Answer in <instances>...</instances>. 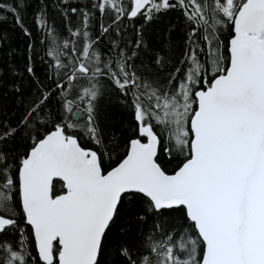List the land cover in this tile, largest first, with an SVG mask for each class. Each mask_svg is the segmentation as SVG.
Instances as JSON below:
<instances>
[{"label": "snow or ice", "instance_id": "6c2138e0", "mask_svg": "<svg viewBox=\"0 0 264 264\" xmlns=\"http://www.w3.org/2000/svg\"><path fill=\"white\" fill-rule=\"evenodd\" d=\"M24 7V0L0 2L21 28ZM92 7L112 21L100 23L95 38L87 10L79 26L69 21L63 39L45 13L36 16L49 72L40 81L30 62L34 96L15 125L0 121V145L17 136L32 141L11 160L0 147V264H264V0H97ZM170 9L183 13L189 31L184 59L162 76V56L155 69L136 64L143 29L129 49L119 25L125 17L147 24ZM113 28L117 38L101 48ZM110 89L123 98L132 129L123 159L105 170L104 153L81 139L104 145L98 115ZM14 91L23 97L20 86ZM162 151L183 157L171 174ZM56 179L63 194L54 193ZM138 196L147 210L136 219L151 214L156 222L140 244L110 252L108 234L120 225L126 238L123 223ZM177 210L181 223L169 227L162 217ZM9 230L15 241L3 238Z\"/></svg>", "mask_w": 264, "mask_h": 264}, {"label": "trees", "instance_id": "16d2710c", "mask_svg": "<svg viewBox=\"0 0 264 264\" xmlns=\"http://www.w3.org/2000/svg\"><path fill=\"white\" fill-rule=\"evenodd\" d=\"M5 4H14L15 0H0ZM97 0H24L26 7L19 9L23 18V28H26L31 36L24 34L23 28L15 22L12 12L6 9L0 10V36L6 37L0 45V121L10 122L12 125L17 123L19 116L23 113V108L34 96L36 92V84L34 78L27 72V67L31 62L36 77L40 81L46 80L48 69V58L46 57V43H42L46 39V34L36 21L38 13L43 12L46 15L49 25H54L58 29L61 39L67 37V29L69 21L73 28L82 24L83 16L81 10H87L92 13L89 30L94 33V37L99 35L100 23L105 25L111 24L109 16L102 17L99 11L92 7ZM174 2V0H171ZM71 8H76L77 13H72ZM67 13V17L65 16ZM121 32L124 34L125 41H131L129 49L134 47L137 37V29H143V39L146 42L138 52L136 59L137 66L141 61L145 65L155 69V58L162 56L164 58V71L162 76L174 71L175 67L180 65V61L184 59L186 51V38L189 28L186 25L183 13L179 9H170L161 12L155 16L150 23H145L143 17L135 19L123 18L119 25ZM115 28H113L101 41L100 47L107 49L109 40L116 39ZM225 45L230 39L229 30L225 29L222 37ZM32 44L33 48L29 49L28 45ZM20 86L23 97L20 93L14 91V88ZM110 95H106L99 106L98 123L102 129L104 137V145L98 146L93 141L82 138V146L96 150L99 148L104 153L105 170L115 165L125 153V137L131 134L132 117L128 109L121 103L123 99L119 92L110 89ZM43 131V129H41ZM120 137L113 140V135ZM31 139H24L17 136L15 139L6 141L0 147L8 154L9 159L18 158L31 146ZM114 144L118 145L114 147ZM167 145V140L165 141ZM161 162L165 168L171 173L183 159L176 151L172 156L166 152L159 153ZM54 193L62 192L60 182L54 181ZM135 209L132 213V219L123 223V229L127 233L126 238L121 240L120 225L114 227L108 234V243L110 252L118 246L119 243H128L129 245L140 244L145 235L156 222V217L147 214L145 221H138L137 216L144 215L147 210V200L143 196L135 198ZM183 216L182 210L166 211L162 219L169 222V227L173 222L179 224V217ZM20 227L24 229L25 236L29 242L33 255L34 243L29 227L21 220ZM4 239L15 241L18 233L9 230Z\"/></svg>", "mask_w": 264, "mask_h": 264}, {"label": "water", "instance_id": "95a60500", "mask_svg": "<svg viewBox=\"0 0 264 264\" xmlns=\"http://www.w3.org/2000/svg\"><path fill=\"white\" fill-rule=\"evenodd\" d=\"M126 154V153H125ZM124 157V156H123ZM123 157L117 162V164L123 159ZM116 164V165H117ZM116 165H114L113 167H115ZM112 168V167H111ZM110 168V169H111ZM110 169H108V170H110ZM171 174V173H170ZM56 180H59V179H56ZM60 181V180H59ZM61 183H62V181H60ZM62 186H63V184H62ZM61 194H63V193H61ZM145 198V197H144ZM26 224V223H25ZM29 226V225H28ZM30 227V226H29ZM30 230H31V227H30ZM31 235H32V230H31ZM32 239H33V243H34V247H35V241H34V237H33V235H32Z\"/></svg>", "mask_w": 264, "mask_h": 264}, {"label": "flooded vegetation", "instance_id": "af4514ba", "mask_svg": "<svg viewBox=\"0 0 264 264\" xmlns=\"http://www.w3.org/2000/svg\"><path fill=\"white\" fill-rule=\"evenodd\" d=\"M227 43H228V41H227ZM227 43H226V45H227ZM124 155H125V153H124ZM124 155H123V156H124ZM116 164H117V163H116ZM116 164H115V165H116ZM113 166H114V165H113ZM113 166H112V167H113ZM110 168H111V167H110ZM110 168H108V169H110ZM108 169H107V170H108ZM54 181H58V182H60L59 180H54ZM60 184H61V187H62V189H63V186H62V183H61V182H60ZM61 193H63V192L60 191L59 193H56V195H59V194H61ZM26 225H27V224H26ZM27 226H28V225H27ZM28 227H29V226H28ZM29 229H30V227H29ZM30 231H31V230H30ZM34 251H35V247H34ZM35 254H36V253H35Z\"/></svg>", "mask_w": 264, "mask_h": 264}]
</instances>
